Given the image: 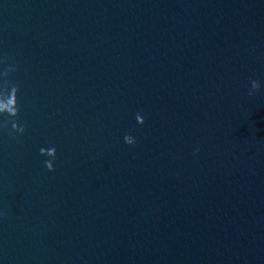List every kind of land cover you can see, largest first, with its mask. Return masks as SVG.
<instances>
[{
    "label": "clouds",
    "instance_id": "1",
    "mask_svg": "<svg viewBox=\"0 0 264 264\" xmlns=\"http://www.w3.org/2000/svg\"><path fill=\"white\" fill-rule=\"evenodd\" d=\"M52 151L54 152V150H52ZM42 152H43V150H42ZM48 167H49V168H51V166H50V165H49ZM52 170H54V169H52ZM52 170H51V171H52Z\"/></svg>",
    "mask_w": 264,
    "mask_h": 264
}]
</instances>
